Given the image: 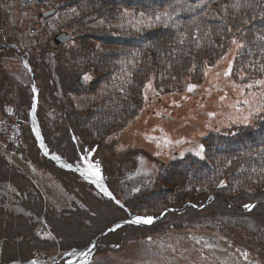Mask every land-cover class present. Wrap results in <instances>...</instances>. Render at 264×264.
I'll return each instance as SVG.
<instances>
[{
	"label": "trees",
	"instance_id": "1",
	"mask_svg": "<svg viewBox=\"0 0 264 264\" xmlns=\"http://www.w3.org/2000/svg\"><path fill=\"white\" fill-rule=\"evenodd\" d=\"M66 1L72 8L62 30L72 34L73 42L54 48L48 38L41 49L37 40L30 47L29 63L39 87L37 117L45 144L70 164L85 150L114 154L119 137L144 107L145 85L154 80L155 93L178 94L186 83H198L233 35L243 44L235 67L253 79L258 66H264V0ZM5 103L0 97V111ZM263 116H252L248 127L235 131H211L203 140L201 160L188 155L165 165L154 188L126 197L123 208L77 175L52 169L28 136L27 159L50 169L70 197L69 207H51L20 169L0 157V181L8 177L18 193L14 200L24 210L17 215L0 211V264L58 258L88 246L129 213L155 218L183 203L194 206L184 210L189 212L184 224H190L185 228H196L192 223L201 219L191 213L201 214L216 229L225 222L245 234H260L262 240L253 247L259 249V243L264 246ZM108 186L117 198L115 182ZM245 204L255 207L249 211ZM176 213L168 212L160 221ZM41 218L50 234L43 240L34 234ZM158 232L152 226L122 227L99 241L97 254H120L130 240Z\"/></svg>",
	"mask_w": 264,
	"mask_h": 264
},
{
	"label": "rangeland",
	"instance_id": "2",
	"mask_svg": "<svg viewBox=\"0 0 264 264\" xmlns=\"http://www.w3.org/2000/svg\"><path fill=\"white\" fill-rule=\"evenodd\" d=\"M17 4V0H11L7 6H0L4 23L10 18L17 22L13 14ZM242 48V42L234 35L227 39L220 56L204 71L201 80L198 83H186L178 94L155 93V83L150 80L146 84L148 87L145 85L144 88V108L133 126L120 136L115 154L106 155L94 150H85L80 161L74 165L82 181L103 195L97 183L94 182L96 187L91 184L96 177L90 174L89 165L93 166V172L98 167L102 177L101 184L105 186L107 180L115 182L113 189L117 198L114 199L119 204L133 194L152 190L156 184L157 173L170 162L181 160L186 155L201 160L204 151L201 155H196L195 152L199 145L204 147L203 140L211 131L229 132L232 129L235 131L248 127L252 116L258 117L264 113V83H257L264 82V66H258L255 79L237 69L235 61ZM16 81L18 86H23L27 82V74L19 73ZM189 84L195 85L191 91L188 90ZM19 90L20 92L11 91L12 96L21 95V89ZM12 121L13 114L5 118L9 126ZM32 127L30 120L24 124L23 151L17 148L16 151L11 150L5 142V157L12 163L16 160L22 165V176L41 190L51 207L57 210L66 208L69 206L70 197L46 172V168L30 160L24 161L28 154L27 137L34 135ZM7 139L9 141V134ZM131 151H136L137 154L128 158ZM61 163L55 165L62 169L61 166L66 163ZM11 168L5 170L10 171ZM16 191L12 184L8 183V177L0 184V211H10L14 215L23 213L20 204L14 200ZM189 204L180 205L174 218L161 222L163 216L168 213L165 211L155 217L152 224H145L146 227H156L159 231L157 234L130 240L120 254L112 253L114 250L103 251L101 254L96 251L93 260L87 257L90 260L88 264H245L241 261L264 264L263 244L258 242L259 249L253 248L258 238L262 240L260 234H245L243 229L232 228L225 222L222 229H216L213 221L193 213L191 216L200 217V221L192 223L196 228H185L190 225L184 224V217L189 215V212L184 213V210ZM199 208L201 207L197 209ZM172 210L174 212L176 209ZM1 215L0 212V217ZM132 226L145 227L138 224ZM70 252L72 250L65 254ZM75 253L77 255L80 252ZM71 256L63 259L64 264L72 263Z\"/></svg>",
	"mask_w": 264,
	"mask_h": 264
},
{
	"label": "snow or ice",
	"instance_id": "3",
	"mask_svg": "<svg viewBox=\"0 0 264 264\" xmlns=\"http://www.w3.org/2000/svg\"><path fill=\"white\" fill-rule=\"evenodd\" d=\"M162 15L165 16V17H167L168 16V13L167 12H164ZM160 19H161V15H157L156 16V20H160ZM225 74H227V73H225ZM85 78H87V77H85ZM257 83H264V82L258 81ZM146 87H148V85H146ZM194 87H195V85L189 84L188 85V90L191 91ZM33 91H35V89H33ZM37 135L39 136V133H37ZM203 151H204L203 145H199L198 146V150H196L195 154L196 155H201V153H203ZM54 158L55 159H58V157H54ZM69 167H70V165H69ZM92 168H93V166L92 165H89L90 174L91 175H94L96 177V179H95L94 182L97 183L98 186H101L102 187V185H100V181H101L102 177L100 175V172H99L98 167L96 168V170L94 172L91 171ZM221 183H223V182H221ZM103 190H104V192H105L106 195L111 196V193H109L107 191V189H103ZM244 207H245V209L251 211L252 208H254L255 206L254 205L245 204ZM153 219L154 218L152 216L141 217V216L137 215V216H135L133 219H131L128 222L129 223H133V224H141V223H143V224H152L153 223ZM117 227H119V225H117ZM75 254H76L75 253V250H73L72 252L68 253V255H70V256L71 255H75Z\"/></svg>",
	"mask_w": 264,
	"mask_h": 264
},
{
	"label": "bare ground",
	"instance_id": "4",
	"mask_svg": "<svg viewBox=\"0 0 264 264\" xmlns=\"http://www.w3.org/2000/svg\"><path fill=\"white\" fill-rule=\"evenodd\" d=\"M234 44V43H233ZM235 45V44H234ZM95 181V179L93 180V182ZM100 185L101 182H100ZM98 188L101 190V191H104L103 189H105V187L102 185L101 186H98ZM91 252V250H87L81 254H77V255H72V263L71 264H87L88 262V258H87V255Z\"/></svg>",
	"mask_w": 264,
	"mask_h": 264
},
{
	"label": "water",
	"instance_id": "5",
	"mask_svg": "<svg viewBox=\"0 0 264 264\" xmlns=\"http://www.w3.org/2000/svg\"><path fill=\"white\" fill-rule=\"evenodd\" d=\"M70 40V36H68L67 34H61V35H59L58 36V38H55V43L56 44H65L66 42H68ZM131 220V219H130ZM130 220H128V221H130ZM128 221H126V222H120V223H118V225L119 226H121V225H126V224H128V225H135V224H133V223H129ZM138 225H141V226H147V225H145V224H143V223H141V224H138ZM116 228H118L117 226H116ZM108 231H106V233H107ZM105 235V234H104Z\"/></svg>",
	"mask_w": 264,
	"mask_h": 264
},
{
	"label": "crops",
	"instance_id": "6",
	"mask_svg": "<svg viewBox=\"0 0 264 264\" xmlns=\"http://www.w3.org/2000/svg\"><path fill=\"white\" fill-rule=\"evenodd\" d=\"M184 264H190V263H188V262H184Z\"/></svg>",
	"mask_w": 264,
	"mask_h": 264
}]
</instances>
